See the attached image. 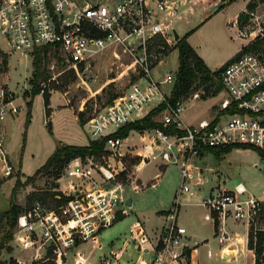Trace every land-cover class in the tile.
<instances>
[{
	"label": "built area",
	"instance_id": "1",
	"mask_svg": "<svg viewBox=\"0 0 264 264\" xmlns=\"http://www.w3.org/2000/svg\"><path fill=\"white\" fill-rule=\"evenodd\" d=\"M170 1L0 0V46L7 52L31 57L35 48L48 46L67 69L80 76L82 64L87 66L96 54L102 55L104 50L114 47L135 55L130 67L140 75L83 124L90 139L105 137L106 153L99 159L86 156L69 160L64 166L68 189L55 194L61 203L47 208L43 202L36 201L17 216L13 240L16 246L33 250L28 264L34 260L53 264L118 263V252L94 260L91 252L80 247L87 242H92L94 249L100 247L95 239L98 233L127 214L128 169L123 161L126 154L121 150L123 138L114 133L126 123L143 117L142 110L152 101H156L153 108L167 97L161 84H173L171 73L162 80L153 76L154 67L177 41L175 28L167 19L175 11ZM259 17L254 15L252 19ZM251 28L248 23L240 24L239 33L247 40L245 48L227 60L219 73L220 92L226 96L213 117L186 124L181 116L182 101H177L174 105L167 103L160 122L163 126H174L181 133H165L158 127L151 129L154 143L163 142L165 147L145 158L155 160L160 156L167 164L177 162L181 184L172 205L162 215L164 223L158 239L150 247L136 245L140 257L134 264H191L194 246L189 242L186 227L178 220V211L181 196L194 195L192 185L202 184L200 171H193L192 166L197 168L193 159L201 151L204 153V148L251 145L264 149V45L249 46L264 36V28L260 24L256 29ZM39 84L42 93L46 82ZM22 97L23 93L17 95L15 90L0 85V184L18 172L6 149L5 121L19 112L21 105L17 100ZM199 204L205 208L204 219L212 223L221 250L231 243L230 220L244 227L247 243L251 230L263 229L259 226L263 202L242 183L232 189H209ZM129 232L131 238L138 237L134 225ZM206 254L211 257L214 253L208 248ZM14 264L27 262L15 257Z\"/></svg>",
	"mask_w": 264,
	"mask_h": 264
},
{
	"label": "rangeland",
	"instance_id": "2",
	"mask_svg": "<svg viewBox=\"0 0 264 264\" xmlns=\"http://www.w3.org/2000/svg\"><path fill=\"white\" fill-rule=\"evenodd\" d=\"M244 1H246V10L243 11L244 14L239 19V25L248 23L252 26L251 29H256L260 24L264 28V0ZM248 4H253L254 8L248 10ZM251 11L260 17L257 20L252 19L254 15L250 14ZM168 18L171 19V16ZM173 25L176 31L182 34L186 22L185 20H176ZM170 47L172 48L168 52L169 54L167 53L168 56L159 67L162 74L168 71L173 72L178 63L175 45ZM4 49L1 45L0 85L15 90L17 95L23 93V97L17 100L21 105L19 112L10 117L13 122L8 126V122L5 121V125L7 123L6 149L12 163L18 167V172L0 184V244L2 245H0V264H14L15 257L28 264L33 250L16 246V241L13 240L14 227L9 226L2 214L9 206L10 193L15 181L19 179L23 184L13 197L14 202L21 208V212L36 201L43 202L47 208H53L61 203V200H56L55 194L68 189L69 179L64 175V168L60 174H55V170H50L41 172L32 179H28V177L32 176L44 164L57 145L89 140L90 138L83 128L86 119L104 108L112 97L125 91L129 84L136 81L140 75L133 67H130L131 60L135 55L124 53L114 47L104 50L102 55L96 54V58L88 61L87 66L82 64L79 69L80 76L73 70L67 69V65L62 64L57 53L50 52L46 64V72L49 76L46 80L40 81L46 82V87L43 93L40 91L33 96L30 119L27 121V102L31 98L33 89L32 56L24 57L19 53H9ZM115 50L117 53H114ZM171 86L169 83L164 84L162 91L168 94ZM208 87V84H199L190 97L181 100L183 105L181 116L186 122L196 123L201 117L210 119L215 114L217 106L226 94L219 92L217 95L208 96L205 99L196 97L197 94L209 95L208 91L213 88L208 89ZM45 93L49 95L50 115L48 117L43 101ZM155 102L152 101L150 105L144 107L142 113L148 111ZM78 112L83 113L82 124L74 117V113ZM161 118L162 113L154 117L157 121H160ZM123 143L143 148L147 153L151 150V154L158 153L162 147H165L163 142L159 146H156L154 141L150 143L147 133L137 131L130 132L129 138ZM133 157L135 156L131 154H126L123 157L128 169L125 196L131 199V204H127L128 207H126L127 214L120 216L112 226L98 233L95 239L99 241L100 247L94 249L92 242H87L80 247L85 252H91L94 260L100 257H110L114 251L119 253L117 264H134L140 257L139 247L136 245L141 243L143 246L150 247L156 242L164 223L162 215L172 205L175 190L180 187L181 180L177 162L172 161L167 164L160 156L155 160L139 156V159H136V163L133 164V160L131 161ZM206 160L208 164L218 169V172L215 171L213 175L216 178L212 177L213 181H208L201 168L192 166L193 171H200L202 178L199 182L202 184L197 185L196 182L192 185V189L195 191L194 195L184 193L181 196L182 204L178 211L179 222L182 211L205 212V208L199 202L207 196L209 189L221 188L219 184L211 187L215 180L219 181L218 179H221L220 183L223 185V178H226L227 187L229 185L233 187L236 183L242 182L252 195L264 196V161L254 149L232 151L222 160L215 156H208ZM141 162L142 164H139ZM135 164L139 165L135 168ZM172 193L173 195H171ZM263 223L262 219L259 225L261 228H264ZM132 225L137 229V238H131L129 229ZM241 229L242 227L237 228V230ZM211 231V222L203 219V235L210 234ZM9 233L12 235L10 240H3ZM213 242L216 243L217 240ZM105 247H108L106 251ZM206 249V246L201 249L205 256H207ZM42 262L34 260L31 264H42ZM208 263L226 264L227 262L213 256V259Z\"/></svg>",
	"mask_w": 264,
	"mask_h": 264
},
{
	"label": "crops",
	"instance_id": "3",
	"mask_svg": "<svg viewBox=\"0 0 264 264\" xmlns=\"http://www.w3.org/2000/svg\"><path fill=\"white\" fill-rule=\"evenodd\" d=\"M170 2L171 5L172 4L175 5V11L173 10V13L170 15L171 24L173 25V23H175L176 20H183V21L185 20L186 22L182 34L177 32L179 38L186 35L190 31V33H188L186 37L187 42L190 44V46L194 49V51L199 55V57H201L204 63L211 70H216L217 68L222 66L227 60H229L231 57L237 54L240 51V49L246 45L247 40L243 38L239 33V29H240L239 16L240 14L243 13V11L246 10V1L236 0L224 5L223 8L221 9H218V7L221 3H223L222 0H171ZM168 54L153 69V76L157 80H162L164 76L168 73H171L174 76L177 71L178 63L173 72L168 71L164 74L160 72L161 69H159V67H161V64H163ZM163 85L164 84H161L162 89H163ZM169 94L170 92L168 94L165 92L166 96H168ZM144 115L145 112L141 116ZM74 117L78 121L77 115L75 113H74ZM202 119L204 118L203 117L199 118L197 122H199ZM183 121L186 124L197 123V122L188 123L184 119ZM6 122H8V126H9L11 122H13V119L8 117L6 119ZM6 127H7V123L5 125V128ZM132 131H136V130H131L130 132ZM137 132L147 133L150 138V143L154 141L151 134L152 133L151 129L137 131ZM128 138H129V134L126 138H123V141H126ZM88 141L89 140H86L85 142L66 143V144L86 145ZM121 150L125 154H131L133 156H142L143 158L156 154V153L151 154L150 153L151 150L149 153H147L146 151H144L143 148H138L137 146H129L128 144L125 143H122ZM238 150H251V149L234 148L229 153ZM229 153H226L221 157H219V160H222L225 157V155ZM208 156L212 157L214 155L210 152H204L200 154L198 157L194 158L193 163L195 164V166H197V168H201L203 174L208 179V181H213L211 178L214 177L213 175L215 174L214 173L215 171L218 172V169L208 164V162H206L207 161L206 158ZM139 164H142V162ZM139 164H135L134 167L136 168ZM215 178L216 177H214V179ZM218 180H219L218 182L215 180L214 184L211 185V187L218 184L222 189H232L234 187V185L233 187H231L230 185L229 187L226 186L227 185L226 178L225 179L223 178V185L220 183L221 179ZM238 183H242V182H238ZM173 193L171 195H173ZM257 197L262 200L264 205V198H262L264 196L258 195ZM205 212L203 213L202 211L200 213H197L196 211L193 210L182 211L180 223L186 227L189 242L191 245L194 246L192 250L193 259L191 261V264H209L208 261L213 259V256L216 258L218 257L220 260L227 262L226 264H254V260H255L254 251L248 248L247 240H246L247 235L244 232V227L230 220L229 226L233 231L231 235V241H230L231 243L229 246L224 247V250H221V245L217 242L216 243L213 242L216 241V239L213 235L214 230L212 223H211V230H212L211 233L207 235H203V219ZM263 222H264V214H263ZM241 227L243 230L242 229L237 230V228H241ZM203 246H206L207 249L210 248L214 253L213 256L211 257L205 256V253L201 251V249H203ZM107 248L108 247L104 248L105 251L107 250Z\"/></svg>",
	"mask_w": 264,
	"mask_h": 264
},
{
	"label": "trees",
	"instance_id": "4",
	"mask_svg": "<svg viewBox=\"0 0 264 264\" xmlns=\"http://www.w3.org/2000/svg\"><path fill=\"white\" fill-rule=\"evenodd\" d=\"M222 1L223 3L219 5L218 9L223 8L224 5L231 3L234 0H229L228 2H226L225 0ZM253 6V4H248L247 9L252 10L254 8ZM243 14L244 13L240 14L239 18H241ZM188 33H190V31ZM188 33L180 37L175 44V48H177L178 51V67L174 75V81L169 96L165 97V99L161 103L151 108L148 113H146L143 117L128 122L118 128L117 131L114 133L115 136L126 138L131 130L143 131L156 127L162 129L165 133L169 134L181 133L174 126H163L162 123L154 119V117L165 110L167 103L174 105L177 101H181L184 98L187 99L188 97H190V95L196 91L197 86L199 84H208V89L210 87L213 88L211 89V91H208L210 92L209 95L199 94L198 96L201 99H205L208 96L217 95L222 90V85L219 79V73L223 69L225 63L216 70H211L187 42L186 37ZM262 45H264V36L260 38V40L252 42L249 46L251 48H256ZM50 52L56 53L55 51H52L48 46H41L35 48L32 53V67L34 70L33 89L31 91V98L27 102V121H29L30 119V108L32 104V98L34 95L38 94L41 91L39 82L41 80H46L49 76L46 72V64L48 63ZM114 97H112L108 103H110ZM43 101L46 116L48 117L50 115V107L48 106V93L43 94ZM76 115L78 117L79 122L82 124L83 113L78 112ZM47 124L49 125L50 123L48 122ZM104 143L105 137H100L98 139H89L86 145L66 143L59 144L55 147V149L44 162V164L41 165L33 173L32 176H29L28 179L36 177L41 172H49L50 170H55V174H60L61 170L64 168L67 162H69V160L75 157H80L84 159L86 156H94L95 158L99 159L102 155L106 153L104 150ZM234 148H251L257 151V153L261 157H264V149H260L251 145H233L228 146L226 148L206 147L204 148V152H210L216 158H219L222 155L229 153ZM202 153L203 151H201L200 154ZM136 159H139V156H135L131 159V161L133 160V164L136 163ZM122 177L125 178V173L122 174ZM22 185L23 184L19 179L15 181L10 193L9 206L2 213L3 217L6 218L7 222L9 223V226L11 227H14L17 220V216L21 212V208L14 202L13 197L15 196L16 191L21 188ZM263 214H261L259 217V220L261 222L263 219ZM11 236V233H9L6 237L3 238V240H10ZM247 245L249 249H252L254 251V264H264V228L257 229L255 232L254 230H251L248 233ZM42 264L53 263L50 261H45L42 262Z\"/></svg>",
	"mask_w": 264,
	"mask_h": 264
},
{
	"label": "water",
	"instance_id": "5",
	"mask_svg": "<svg viewBox=\"0 0 264 264\" xmlns=\"http://www.w3.org/2000/svg\"><path fill=\"white\" fill-rule=\"evenodd\" d=\"M173 32H174L175 39L178 40L179 35H178L176 29H174ZM126 203L130 205L131 204V199L127 198Z\"/></svg>",
	"mask_w": 264,
	"mask_h": 264
}]
</instances>
